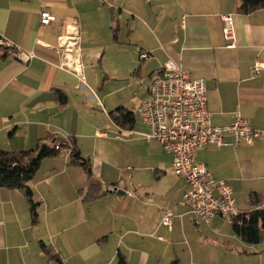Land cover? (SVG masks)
I'll use <instances>...</instances> for the list:
<instances>
[{"label": "crops", "instance_id": "obj_1", "mask_svg": "<svg viewBox=\"0 0 264 264\" xmlns=\"http://www.w3.org/2000/svg\"><path fill=\"white\" fill-rule=\"evenodd\" d=\"M237 6L238 0H0V38L35 55L24 63L15 50L0 54V149L74 142L91 168L88 175L72 165L69 151L41 176L43 160L28 184L39 205L35 225L24 193L0 188V264L264 262L263 235L259 245L249 246L227 218L194 224L184 204L188 187L173 174L161 144L144 137L151 129L138 112L153 72L173 61L191 78L206 80L215 126L229 125L241 113L252 128L264 130V70L253 72L257 61L264 63V8L240 14ZM44 11L54 18L49 26L41 25ZM223 15L233 17L232 41L224 36ZM74 21L83 86L60 68L64 59L57 50ZM144 52L149 57L141 60ZM121 107L134 114L132 129L112 121L110 113ZM100 116L107 118L105 126ZM103 128L122 137L115 156L100 155V143L113 142ZM227 141L197 151L196 160L232 188L238 210H251L252 195L264 203V140ZM96 183L106 193L87 203L85 192ZM170 210L171 229L162 221Z\"/></svg>", "mask_w": 264, "mask_h": 264}, {"label": "built area", "instance_id": "obj_2", "mask_svg": "<svg viewBox=\"0 0 264 264\" xmlns=\"http://www.w3.org/2000/svg\"><path fill=\"white\" fill-rule=\"evenodd\" d=\"M53 20L50 12L41 13L42 26H49ZM222 20L225 23L223 30L225 38L228 41L234 40L232 15H223ZM79 41V26L74 21L67 26L66 34L59 37L57 50L64 59L60 68L74 73L83 86L86 83ZM0 44L15 50L16 55L24 63L35 57L33 53L21 51L2 38ZM234 46V42L229 44V47ZM148 57V53L140 54L141 60ZM263 70L264 63L257 61L253 68L254 74L258 75ZM148 93V98L138 109L142 122L151 129V133L144 137L147 140L158 141L164 152L172 158L173 174L182 178L188 187L184 195V204L188 214L194 218V224L209 225L216 217L232 221L241 214L233 198L232 188L225 181H216L208 169L197 162L195 154L211 145L218 147L229 145L227 137L232 138L234 145H252L256 140H264V130L252 128L241 113L234 115L231 124L215 126L212 114L208 110L206 80L191 78L187 71L173 61L153 72ZM67 144H57L56 149L69 152ZM111 190L117 192L116 189ZM126 194L134 196L132 191H127ZM173 217L174 214L170 210L165 213L162 220L170 229Z\"/></svg>", "mask_w": 264, "mask_h": 264}, {"label": "trees", "instance_id": "obj_3", "mask_svg": "<svg viewBox=\"0 0 264 264\" xmlns=\"http://www.w3.org/2000/svg\"><path fill=\"white\" fill-rule=\"evenodd\" d=\"M263 8L264 0H238L237 12L240 14H252ZM10 49L0 44V54L4 57L6 56L4 52ZM60 98L61 102L65 103L66 98L63 96H60ZM110 117L118 127L123 129H132L135 124L134 114L123 107L112 111ZM57 144H63V141L57 140L51 144L40 142L35 149L20 152L0 149V188L16 189L24 193L30 205L34 225L38 222L37 209L39 205L34 200L28 184L40 170L43 160L56 157L61 152L56 149ZM70 144H67V147L70 150L71 164L80 166L86 174L90 175L89 160L81 156L74 142ZM103 186L101 183L91 185L85 192L84 200L88 203L104 196L106 191L101 193ZM111 186L114 185H109V187ZM251 206V210L241 212L240 215L232 220L233 232L249 246L259 245L262 241V232L264 231V203L258 195H252ZM43 247L48 252L45 245ZM118 264H126L125 259L121 258Z\"/></svg>", "mask_w": 264, "mask_h": 264}, {"label": "rangeland", "instance_id": "obj_4", "mask_svg": "<svg viewBox=\"0 0 264 264\" xmlns=\"http://www.w3.org/2000/svg\"><path fill=\"white\" fill-rule=\"evenodd\" d=\"M111 86L112 85L110 84L109 87H111ZM101 110H103V109L100 108V112H101ZM106 121H107V118L105 116H100V125L105 126V124L107 123ZM104 130H106V131H104ZM102 131L103 132H107V134L110 136L109 139H112L113 142L107 143L105 145L100 143V155L102 154L101 156H103L104 153L105 154L108 153L110 156L117 155V153H119L118 145L122 141V139H121L122 137L119 136V134H117V133L114 134L113 132L109 131L108 128L107 129L103 128V129H101L100 132H102ZM119 139H121V140L119 141ZM66 154H67L66 151H61L58 154V156L45 159L46 162L43 164V172L40 175L44 176V174L55 164L53 161L57 157H62L64 155H66ZM63 183H64L63 179H60V180L56 181L55 185L57 187H59V186H62ZM110 188H113V187H110ZM262 235L264 237V231L262 232ZM260 261L261 260H256L255 262H252V263H254V264H264V262L261 263Z\"/></svg>", "mask_w": 264, "mask_h": 264}]
</instances>
